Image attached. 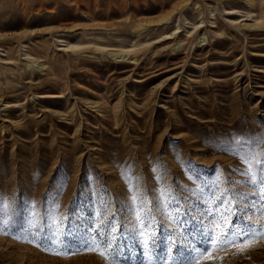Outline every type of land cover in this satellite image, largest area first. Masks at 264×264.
I'll return each instance as SVG.
<instances>
[{
    "label": "rangeland",
    "instance_id": "1",
    "mask_svg": "<svg viewBox=\"0 0 264 264\" xmlns=\"http://www.w3.org/2000/svg\"><path fill=\"white\" fill-rule=\"evenodd\" d=\"M238 130L264 132V0H0V193L20 205L11 230L25 236L0 234V264H111L77 241L72 253L29 242L26 205L37 227L58 203L57 223L73 214L86 228L93 197L107 220L129 190L152 199L153 188L184 185L195 191L180 192L182 208L199 218L202 185L186 164L243 180L229 172L239 159L214 151ZM183 218L169 208L152 224L178 235ZM134 219L119 224L131 231ZM141 253L120 264H147ZM234 253L204 264H264V240Z\"/></svg>",
    "mask_w": 264,
    "mask_h": 264
},
{
    "label": "snow or ice",
    "instance_id": "2",
    "mask_svg": "<svg viewBox=\"0 0 264 264\" xmlns=\"http://www.w3.org/2000/svg\"><path fill=\"white\" fill-rule=\"evenodd\" d=\"M224 140L223 144H216L214 151L236 156L241 167L231 168L229 172L244 179L237 181L226 177L218 168L210 169L217 174L215 178H206L200 174L203 166L189 160L186 164L187 171L202 185L195 202L196 206L204 205L199 218L193 215L194 208H182L181 205V201L187 204L188 200L180 192L192 193L195 190L178 185L175 191L153 188L152 199H148L143 192L137 191L133 194L129 190L126 201L107 220L103 217L108 215V210L98 216L93 197L92 213L89 217L91 223L86 228L75 223L73 214L66 215L57 223L55 216L59 210L58 203L55 204V212L50 207L43 209L41 224L37 227L33 224L31 212L28 210L30 207L34 211L35 206L26 205L23 231L26 236L31 237L29 242L46 251L53 245H61V251L72 253V242L77 241V251H99L111 264H120L121 258L128 261L137 256L140 250L142 256L146 257L147 264H204L217 259L222 261L223 257L214 255L219 250L235 249L234 254L244 253L254 242L264 240V132L238 130L235 136L231 132L224 134ZM167 171L166 166L159 167L160 180H163ZM53 184L56 185L57 180L54 179ZM238 184L248 191L237 190L235 185ZM64 186L65 184L60 183L54 189L57 199ZM85 187L82 184L81 195L73 204L74 209L82 203ZM48 199L46 196L45 204ZM138 200L141 201L140 204L137 203ZM19 207L16 202L6 204L3 194L0 193V234H9L16 239L25 238L11 230L16 216L20 215ZM5 208H8L7 213ZM169 208L177 209L178 215L183 211L184 218L179 221L182 232L178 235L163 227L157 230L152 224L156 213L164 216ZM142 211H146V218L141 215ZM129 214L135 219L128 222L136 224L131 231L119 224V217H127ZM5 216L9 220L7 225L4 223ZM255 217L259 219L253 222ZM149 227L152 231L146 236L145 229ZM170 250L174 254H170ZM125 252L128 254L125 255Z\"/></svg>",
    "mask_w": 264,
    "mask_h": 264
},
{
    "label": "bare ground",
    "instance_id": "3",
    "mask_svg": "<svg viewBox=\"0 0 264 264\" xmlns=\"http://www.w3.org/2000/svg\"><path fill=\"white\" fill-rule=\"evenodd\" d=\"M256 21L258 22V21H260V19L259 20L257 19Z\"/></svg>",
    "mask_w": 264,
    "mask_h": 264
}]
</instances>
